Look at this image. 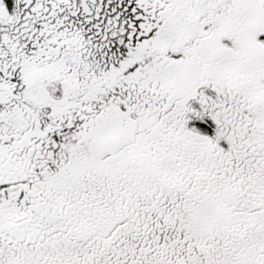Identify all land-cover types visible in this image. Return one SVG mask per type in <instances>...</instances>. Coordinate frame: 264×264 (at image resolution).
I'll return each mask as SVG.
<instances>
[{
	"label": "snow or ice",
	"instance_id": "1",
	"mask_svg": "<svg viewBox=\"0 0 264 264\" xmlns=\"http://www.w3.org/2000/svg\"><path fill=\"white\" fill-rule=\"evenodd\" d=\"M0 264H264V0H0Z\"/></svg>",
	"mask_w": 264,
	"mask_h": 264
}]
</instances>
